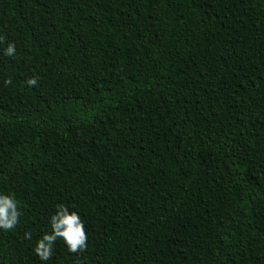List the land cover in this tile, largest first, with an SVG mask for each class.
I'll use <instances>...</instances> for the list:
<instances>
[{
  "label": "trees",
  "instance_id": "trees-1",
  "mask_svg": "<svg viewBox=\"0 0 264 264\" xmlns=\"http://www.w3.org/2000/svg\"><path fill=\"white\" fill-rule=\"evenodd\" d=\"M0 36V264H264V0H0ZM58 204L87 250L41 261Z\"/></svg>",
  "mask_w": 264,
  "mask_h": 264
},
{
  "label": "clouds",
  "instance_id": "clouds-1",
  "mask_svg": "<svg viewBox=\"0 0 264 264\" xmlns=\"http://www.w3.org/2000/svg\"><path fill=\"white\" fill-rule=\"evenodd\" d=\"M4 37L0 36V43ZM4 54L13 57L16 54L14 43L9 42ZM4 83L11 84L12 81L5 80ZM38 83L36 78H29L26 81L28 86H35ZM57 211L50 218L51 231L46 232L39 238L33 248L34 253L41 261L52 259L53 248L58 240H62L70 253H83L87 250L88 236L84 222L76 211H70L63 204H58ZM21 212L19 202L14 195L0 194V230L11 231L20 223ZM26 239H31L30 233H25Z\"/></svg>",
  "mask_w": 264,
  "mask_h": 264
}]
</instances>
